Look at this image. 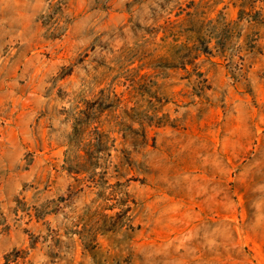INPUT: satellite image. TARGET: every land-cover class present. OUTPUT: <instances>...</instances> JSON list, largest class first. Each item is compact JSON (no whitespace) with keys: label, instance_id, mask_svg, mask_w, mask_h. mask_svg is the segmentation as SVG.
I'll use <instances>...</instances> for the list:
<instances>
[{"label":"rangeland","instance_id":"rangeland-1","mask_svg":"<svg viewBox=\"0 0 264 264\" xmlns=\"http://www.w3.org/2000/svg\"><path fill=\"white\" fill-rule=\"evenodd\" d=\"M0 264H264V0H0Z\"/></svg>","mask_w":264,"mask_h":264}]
</instances>
